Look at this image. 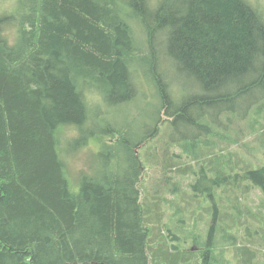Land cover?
<instances>
[{
  "label": "trees",
  "instance_id": "16d2710c",
  "mask_svg": "<svg viewBox=\"0 0 264 264\" xmlns=\"http://www.w3.org/2000/svg\"><path fill=\"white\" fill-rule=\"evenodd\" d=\"M16 3L0 14V264H263L252 195H264V161L235 148L246 144L236 121L264 140V7ZM136 71L153 112L119 122L117 109L145 96ZM73 127L80 146L91 134L102 143L101 168L78 187L66 156ZM161 162L165 182L171 172L195 182L151 192L149 165ZM225 234L231 244L216 248Z\"/></svg>",
  "mask_w": 264,
  "mask_h": 264
},
{
  "label": "rangeland",
  "instance_id": "374dc122",
  "mask_svg": "<svg viewBox=\"0 0 264 264\" xmlns=\"http://www.w3.org/2000/svg\"><path fill=\"white\" fill-rule=\"evenodd\" d=\"M153 2L152 5L156 6L158 0H151ZM250 2H252L255 6L256 4L258 5V7L260 6L261 8L264 7V0H248ZM16 0H0V14L5 11H14L16 9ZM137 33H138V37L144 38L145 39V31L142 27V25L140 24L137 27ZM14 36L11 37V39L13 40ZM160 58L165 59V55H164V51L162 49L161 54H160ZM146 77V76H145ZM144 77V78H145ZM142 77L141 72L136 71L135 74V81L136 84L138 86L139 89L143 90L145 87V96L141 99H136V101L134 103H130L129 105H127V107H121L118 108L117 110H119L120 112L123 111V116L122 118L119 117L118 121L119 122H123V120L125 121L128 120V118H132V117H136L135 121L137 120L138 122H142V120L144 119L145 121L147 120V113L148 112H153V105H146L147 101H153L155 102V99L150 98V89L149 87L145 86L144 84L147 83V81ZM147 79V78H146ZM145 80V83H143V81ZM148 83H150V81L148 80ZM111 111H109V115H112L114 113L115 110H113L112 108H110ZM129 113V114H128ZM132 113V114H130ZM133 113L135 115H133ZM127 114L129 115V117L127 116ZM127 116V117H126ZM123 119V120H122ZM242 121H236L238 127L240 128L241 132L239 133V138L246 144H243L242 142H240V144L235 148L237 152L246 155V157H248L250 160H252L254 163H262V160L264 161V153L262 152V150H264V140L261 137V131H256L254 132V136H252L251 134L248 135V133H250V127L247 126V122H242ZM243 125V126H241ZM67 135L69 136V142L67 143L66 149L67 150H71V151H67L66 152V156L69 159V164L71 165V169L69 171H71V173L73 174L74 178L73 181L76 184V186L78 187L83 179L84 176L86 175H91V176H95L96 175V171L99 170L101 168V166L99 164H97V160H96V153H99L102 150V143L99 141L98 139V135L96 134H91L88 136V145H79L78 142H75V140L77 138H79L80 136V129L73 127L72 129L67 130ZM164 139L165 143V136H161ZM159 137L158 140H162V138ZM224 144L220 145L223 146ZM226 145V143H225ZM86 146V147H85ZM83 147V148H82ZM149 148H146V151ZM167 150L166 147H161L160 148V156L162 158V151ZM170 150L175 151L176 153H180L181 152V148L179 146L176 147H172L170 148ZM146 151L144 153H146ZM149 152V151H147ZM262 157V160H261ZM64 159V158H63ZM162 162L159 163L158 165H154L150 164L149 165V169H148V173L146 175V182L149 185V188L151 189V192L153 191H159L161 193H168L169 195L171 194V190L174 186V184L177 182L180 186H183L184 184L188 183V182H192L193 177L189 176L187 178H183L182 176H180L179 173H173L171 172L170 174H168V176H170L172 174L173 177H171V184L166 186L165 183V174L163 171V166H162ZM166 186V187H165ZM182 187H179V192H182ZM264 195L261 193V191L259 190H255L252 198H253V206L254 209L256 211V214H258V217H262L264 216ZM201 199H204V201L202 202V205L205 207H208L209 201L205 198H203L202 196H199ZM197 211L198 207H197ZM207 215V214H206ZM227 234H225V236H220L217 240H215V244H216V248L218 247H223L225 248L227 245L231 244V241L227 238ZM200 241H204L202 239H200ZM205 242V241H204ZM233 242V241H232ZM195 249L198 250V246L195 245L194 246ZM233 248L228 249L226 252L228 253L229 256H232L233 254ZM262 251V250H261ZM260 258L262 259V263L264 264V250L262 251V254L260 255Z\"/></svg>",
  "mask_w": 264,
  "mask_h": 264
},
{
  "label": "bare ground",
  "instance_id": "6f19581e",
  "mask_svg": "<svg viewBox=\"0 0 264 264\" xmlns=\"http://www.w3.org/2000/svg\"><path fill=\"white\" fill-rule=\"evenodd\" d=\"M161 51H162V49L160 50V54H161ZM213 106H215V104H213ZM174 173V172H173ZM175 173H177V172H175ZM171 177H173L172 176V174L170 175ZM194 182H195V180H194ZM171 182H165L164 184L166 185V186H168L169 184H170ZM165 186V187H166ZM206 223H207V221L205 220V224L202 226V228L204 229V230H206L207 228H208V226L206 225ZM207 231V230H206Z\"/></svg>",
  "mask_w": 264,
  "mask_h": 264
}]
</instances>
